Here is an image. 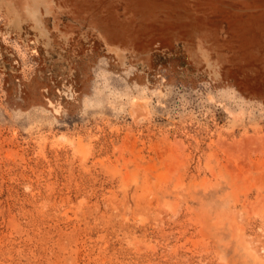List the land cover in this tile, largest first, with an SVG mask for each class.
<instances>
[{
  "label": "rangeland",
  "instance_id": "rangeland-1",
  "mask_svg": "<svg viewBox=\"0 0 264 264\" xmlns=\"http://www.w3.org/2000/svg\"><path fill=\"white\" fill-rule=\"evenodd\" d=\"M0 264H264V0H0Z\"/></svg>",
  "mask_w": 264,
  "mask_h": 264
}]
</instances>
